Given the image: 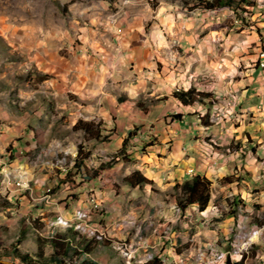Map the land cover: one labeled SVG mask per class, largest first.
<instances>
[{"label":"crops","instance_id":"1","mask_svg":"<svg viewBox=\"0 0 264 264\" xmlns=\"http://www.w3.org/2000/svg\"><path fill=\"white\" fill-rule=\"evenodd\" d=\"M153 1L99 0L98 4L96 0L86 4L81 2L84 5L75 6L76 27L65 30L62 36H31L26 43L31 49L37 42V51H29V57L41 73L39 83L48 87L47 92L56 99L57 112L66 113L72 127L80 119H84L99 124L101 135L111 132L112 135L106 139L101 136V140L94 139L89 142L91 153L88 158L92 156L89 162L88 158L83 159L78 155L73 147L61 149L58 144L65 142L61 137L50 136V140L57 146L52 153H61L59 159L63 157L65 163H59V160L55 162L54 159L59 155L51 154L55 157L41 164L57 165V178L60 179L56 180V184L60 185V194L57 197L47 195L43 188L40 189L39 185L45 183V178L38 173L31 174L26 167L30 163L38 165L39 158L46 154L36 152L39 147L35 140L31 141L30 148L33 151L30 155L25 146L13 151L15 161H23V166L27 168H17L16 180L33 179L34 187L41 192L40 195L37 193L34 200L43 201L46 206L56 205L54 208H57L60 217L68 220V223L75 220L74 214L78 209L94 210L90 218H87L88 222L108 235L111 226H119V232L115 234L118 238L123 237L121 231L127 227V219L132 217H127L126 212L136 211L135 215L138 216L137 212L141 210V220L147 219V216L141 214L148 204L141 199L142 191L151 192L157 187L166 192L180 189L176 185L194 175L205 176L213 182V175L234 174L236 167L242 171V168H248L255 163L250 158L249 154L253 149L247 139L253 142V134L258 142H264V134L260 132L264 127V67L260 65V52L264 50V0H254L251 3V9H257V21L251 26L253 30H245L249 35H238L236 32L223 35L222 28L215 25L221 23L223 14L232 15V8L225 10L227 13L201 7L187 11L178 0H156V5ZM213 14H217V21ZM26 36L29 38L30 34ZM242 65L244 68L239 71V66ZM180 89H194L209 93L210 96L199 97L187 105L173 97V93ZM147 96L153 99V104L149 107L143 104ZM224 97H235V109L240 114L242 127L245 128L246 125L253 129V133L246 130L251 137L246 133V138L236 148H232L229 154L215 152L203 137L213 130L200 125V114L209 112L215 107L213 105L216 100ZM132 101H137V104H132ZM242 116L245 120L241 119ZM224 121L223 125H216L215 128L233 126L232 119ZM143 124L154 125L157 129L156 136L160 135L162 138L159 142L150 144L148 153L147 150L142 153L137 145L138 137L132 135L129 140L134 145L128 151L130 162L117 158L119 162L111 169L116 172L124 168L126 173L123 174V179L138 170L151 182L136 186L126 182L121 187V193L106 186L102 174L104 170L95 177L89 169L95 159H108L111 148H119L131 131L137 125ZM1 127L0 138L7 137L10 131L6 132ZM242 133L244 129L238 131L234 124L230 137L237 142ZM12 138L10 136L8 140ZM28 138L33 139L32 134H27L24 139ZM107 139L109 141L106 142ZM95 142L97 145L93 146ZM158 153L162 156H158ZM126 187L128 190L132 189L128 199L124 197L127 195L124 194ZM137 190L139 195H136ZM68 192L74 194L75 200H64ZM212 196L209 202L211 205ZM59 198H63L64 202L59 204ZM99 202L103 208L99 207ZM176 206L173 202L169 204V207L177 211ZM189 207L201 211L198 218L208 210L207 207L200 210L198 203ZM32 210L43 214L40 207ZM171 210L165 212L164 217L171 220L172 224L181 222L184 227L187 223L180 220L178 211ZM113 214L115 215L112 216ZM113 217L123 220L113 223ZM40 220H44V217L37 218L35 222H41ZM56 224L47 238L60 233L66 234V241L70 240L69 232H76L73 228L79 225L74 223V227L64 229ZM203 224L204 222L200 223V229ZM173 234L182 236L177 227H173ZM208 235L212 236V233ZM169 237L170 241L165 242L169 244L165 251L167 257L171 258L168 263L183 262L181 254L172 251L175 237ZM91 239H95L97 243L94 251L98 247L106 250L103 240L96 237H88L86 240ZM147 242V239L132 242L139 246L136 248L137 259L145 261L141 250L148 245ZM71 245L74 246L73 242ZM82 249L79 248L80 251ZM123 259L128 263L131 261L128 258Z\"/></svg>","mask_w":264,"mask_h":264},{"label":"rangeland","instance_id":"2","mask_svg":"<svg viewBox=\"0 0 264 264\" xmlns=\"http://www.w3.org/2000/svg\"><path fill=\"white\" fill-rule=\"evenodd\" d=\"M89 1L93 3V0H0V127L3 126L1 129L6 132L10 131L8 138L6 136L0 138V264H22L14 259L13 255L17 250L20 255L29 254L32 256L36 261L35 264H52L48 260L55 248L51 243L52 239L47 238L51 235L50 231L54 229L56 223L64 229L74 227L73 220L70 222L73 226L68 223V220L65 221L62 218H59L57 222L60 215L57 208H54L56 205L46 206L43 201L34 200L37 193L40 195L41 192L34 187L33 179H27L30 185L28 189L19 190L13 184L7 186L6 177L16 179L18 177L17 168L19 170L28 168L31 174L32 172L34 175L38 173L45 178V183L39 185L40 189L43 188L47 195L57 197L60 194V185L56 184V180H60L57 178L59 175L57 174V165L41 164L54 156L51 154H55L52 151H55L57 146L50 140V136L61 137L65 142L58 144L60 148L73 147L83 159L88 158L91 153L89 142L95 139L92 137L94 133H86L83 129H74L70 124L69 116L66 113L57 112L56 99L53 94L47 92L48 87L39 83L41 73L38 72L36 65L29 57V51L33 50V53L37 51V42L31 49L26 44L31 36H42V34L62 36L65 30L76 27L74 13L77 9L75 6L84 5ZM105 1L112 2V0ZM178 1L187 11H194L195 7L203 8L202 5L210 0H203V2L201 0ZM222 1L227 2L234 12L232 15L223 14L221 23L215 25L222 28L223 35L235 32L238 35H249V32L245 30H253L251 26L257 21L255 18L257 9H251V3L254 0ZM96 2L98 4L99 0ZM153 2L155 5L157 4L156 0ZM229 6L221 11L223 13L228 11ZM213 15L216 20L217 14ZM257 32L260 34L258 29ZM25 34H30L29 38ZM31 41L29 42L31 43ZM175 47L178 46L175 45ZM243 68V65L239 66V71ZM143 101V104L148 107L153 104V99L148 96ZM235 103V97H224V99L216 100L213 105L215 107L209 112L200 114L202 115L200 116L201 127L213 130L203 137L217 153L229 154L232 148H236L246 138V133L251 137L247 132L251 128L246 125L245 128L242 127ZM227 119H232L233 126L215 128L216 125H223L224 120ZM241 119L245 120L243 116ZM234 124L237 125L238 131L244 129V133L239 136L237 142L230 137ZM113 130L115 129L113 128ZM156 131L154 125H137L119 148H111L108 159L94 160L91 169H89L92 171V175L99 176L104 170L102 174L106 186L113 187L114 190L120 192L122 185L127 184L123 179V174L126 171L123 168L115 172L111 167L119 162L117 158L130 162V152L128 151L134 145L129 140L132 135L138 137L139 151L144 153L147 150L146 153H148L150 144L159 142V139L162 138L160 135L156 136ZM11 132L13 133L11 134ZM260 132L264 134V127ZM233 133L235 134V132ZM27 134H32L33 139H24ZM110 135L112 132L100 134V137L106 139ZM10 136L13 138L8 140ZM252 136L254 137L253 142L247 139V143L253 149L249 155L255 163L248 168H242V171L236 167L234 174H230L231 176L223 173L220 174L221 176L217 174V176H212L215 195L212 196V205L208 204V210L203 212L204 215L198 218L197 215L201 211L193 210L191 207L183 212L176 200V197L181 195L180 189L165 192L156 187L151 192L142 191L141 199L148 204L141 214L147 216V219L141 220L139 214L141 210L137 212L138 216L135 215L136 211L126 212L127 217L128 215L132 217L127 219L129 221L126 223L127 227L121 231L123 237L115 236L119 232V226L116 228L111 226L110 234L108 235L106 232L107 237L103 239L106 250L103 251L101 247H98L94 251V259L100 264H225V260L230 258L231 263L243 261V264H264V142H258L257 137L253 134ZM97 139L101 140V138L95 140ZM34 140L39 147L36 152L46 154H42L39 161L36 160L38 165L30 163L26 168L22 164L23 161H15L16 157L13 151L15 148L25 146L30 155L33 151L30 144ZM107 141L109 140L107 139ZM253 143L255 147H253ZM94 145L97 143L95 142ZM158 154V156H162L160 153ZM55 156V162L59 160V163H65L63 157L59 159L61 153L55 154ZM90 158L87 159V162L90 161ZM30 160L34 162V159ZM231 163L233 164V162ZM50 171L52 174H49ZM247 172L251 174H247ZM46 174L49 175L46 176ZM125 189L124 194L127 195L124 197L128 199L132 189L128 190V187ZM139 194L137 190L136 195ZM58 200L60 204L64 200L73 201L75 198L74 194L68 192L64 200L63 198ZM171 202L177 205L178 212L169 207ZM101 204L99 202V207L103 208ZM39 207L43 210L41 212L43 214L32 210L34 208L37 210ZM170 210L171 212L176 211L180 215V220H184L187 224L183 227L181 222L172 224L171 220L168 221L165 218V212ZM84 213L88 218L93 214L92 210L84 211ZM43 217L44 220H40L41 222H35L37 218L42 219ZM113 218V223L123 220V218ZM201 222L204 224L200 229ZM77 227L78 225L73 228L76 232H69V234L77 233L76 237L72 239L73 248L68 254H65L63 249L60 250L66 264H78L83 260L79 248H83L88 237L94 236L88 231L84 232L85 228L87 230L98 229L91 224H84L83 228H79L80 230ZM173 227H177L182 236L173 234ZM208 233H212V236H209ZM169 236L175 237L172 251L181 254L183 262L168 263L171 258L167 257L165 251L169 244L165 242L166 240L170 241ZM142 239L148 240V245L141 250L143 251L141 256L145 261L136 258V248L139 246L132 243ZM159 241L160 244H157ZM39 245L43 250V257H39ZM129 253L134 255L131 256V261L128 263L123 258L129 259Z\"/></svg>","mask_w":264,"mask_h":264},{"label":"trees","instance_id":"3","mask_svg":"<svg viewBox=\"0 0 264 264\" xmlns=\"http://www.w3.org/2000/svg\"><path fill=\"white\" fill-rule=\"evenodd\" d=\"M203 2V0H201ZM201 3V2H200ZM202 4V3H201ZM205 9H214V10H223L228 8L227 2H223L222 0H210L206 1L204 5H202ZM200 7V6H199ZM230 8V6H229ZM210 96L209 93L197 92L194 89L184 90L180 89L173 93V97L180 100L183 104L190 105L199 97L204 98ZM136 103V102H131ZM214 103V99L213 102ZM74 129H83L86 133H94L92 135L93 138H100V127L99 124H96L92 121H84L80 119L75 125ZM125 181L132 186L142 185L145 183H150L151 181L145 177L141 171H134L129 177L125 179ZM212 180L205 176L201 175H194L191 179L184 181L182 184L178 183L176 188H180L181 195L176 197L178 205L180 208L185 211L189 206L198 203L200 210H205L208 206L212 192H213V185ZM79 231V230H78ZM87 234V233H86ZM88 235V234H87ZM90 235V234H89ZM70 236V240L66 241V234H56L52 237V245L54 246L55 250L52 253L50 259L52 264H66L65 258L61 255L60 250L63 249L65 254L73 248L71 245L72 239L76 237L75 233H72ZM95 238V236H91ZM97 238V237H96ZM100 240V239H99ZM96 240L91 239L89 241H85V244L82 249V256L83 260L78 264H99L93 257L94 250L96 248ZM39 245V257H43L44 253L43 250L40 249ZM78 251V250H77ZM14 259L20 261L22 264H35L36 261L33 259L32 256L29 254L20 255L18 250L14 253ZM122 264V263H121ZM225 264H243V261H239L237 263H231L230 258L225 260Z\"/></svg>","mask_w":264,"mask_h":264},{"label":"built area","instance_id":"4","mask_svg":"<svg viewBox=\"0 0 264 264\" xmlns=\"http://www.w3.org/2000/svg\"><path fill=\"white\" fill-rule=\"evenodd\" d=\"M260 65L262 67H264V50H261V52H260ZM9 184L15 185L19 190H26L30 187L29 181L27 179L16 180V179L6 177V185L9 186ZM92 211H94V210H92ZM74 217H75L74 223L81 224L82 227H84V224H90L88 222V219H87L88 216H84V209L83 208L78 209L75 212ZM58 218H62V217L59 216ZM132 255H133V253H129V259H131Z\"/></svg>","mask_w":264,"mask_h":264},{"label":"bare ground","instance_id":"5","mask_svg":"<svg viewBox=\"0 0 264 264\" xmlns=\"http://www.w3.org/2000/svg\"><path fill=\"white\" fill-rule=\"evenodd\" d=\"M96 208H97V207H96ZM97 209H98V208H97ZM84 216H86L85 213H84ZM77 228H78V229H79V228L81 229V228H83V227H82L81 225H78ZM80 229H79V230H80ZM85 231L90 232L92 235H94L95 237H97V238L100 239V240H103V239H105V238L107 237L106 232H101V231H99L98 229H94V230H92V229L89 230V229H88V230H87V229L85 228L84 232H85ZM90 233H89V234H90ZM91 234H90V235H91Z\"/></svg>","mask_w":264,"mask_h":264}]
</instances>
